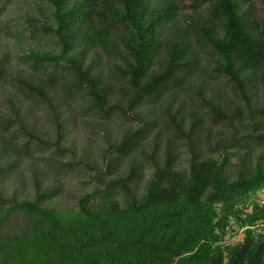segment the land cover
<instances>
[{"label": "trees", "instance_id": "obj_1", "mask_svg": "<svg viewBox=\"0 0 264 264\" xmlns=\"http://www.w3.org/2000/svg\"><path fill=\"white\" fill-rule=\"evenodd\" d=\"M11 1L0 0V264H264V201L245 204L264 188V97L251 92L264 90V9L254 0H21L10 16ZM42 38L52 47L29 46ZM182 92L193 95L185 102ZM33 105L54 143L37 135ZM98 119L123 128L89 166L96 184L74 208L52 205L61 185L48 173L75 174L81 162L59 160L57 143ZM26 157L43 163L30 168L31 197L3 195L6 177L20 190ZM232 228L240 238L226 242Z\"/></svg>", "mask_w": 264, "mask_h": 264}, {"label": "rangeland", "instance_id": "obj_2", "mask_svg": "<svg viewBox=\"0 0 264 264\" xmlns=\"http://www.w3.org/2000/svg\"><path fill=\"white\" fill-rule=\"evenodd\" d=\"M23 1L21 0H12L11 4L7 7L8 13H10V16H12L11 9H19L22 8L20 4ZM258 12H263V5L262 0H254ZM3 42L8 45V48L14 54L15 51V45L14 43L9 39H3ZM29 46L35 49H38L40 51L46 50L49 47L50 43L42 38V39H34L32 41H28ZM94 51H98L102 57V61H105L106 53L105 51L98 47L94 48ZM13 64H15V68H20L21 70H26V65L16 64L15 60L12 59ZM210 79L208 77L204 78V81H209ZM222 90V89H221ZM253 93L252 100L253 101H262L263 100V93L264 90L261 86H258L254 91H251ZM251 93V94H252ZM191 92H182L179 94L178 98L179 100L183 99L186 102V99L189 98ZM193 95V94H192ZM178 100V101H179ZM178 101L173 104V107L175 108L178 104ZM236 101V100H235ZM240 106L243 105V102L240 100L236 101ZM201 109V108H200ZM205 112L206 109H201L200 112ZM30 116L35 121L37 126V135L44 139L45 141H48L50 143L55 142V134L51 130V125L47 121L46 116L43 113V109L40 106H32V109H30ZM237 119L234 118V123H236ZM121 122H123L120 119L115 120H106V119H98L94 125L85 124L82 121H78L76 124H73L68 132V141L67 142H58L57 146L65 149L64 152H60V156L58 159L61 161H73L80 163L76 164L75 172L77 173H71L67 176H54L52 173H48V182L51 181L55 182L58 181V183L61 185V191L60 195L55 198L51 204L63 208H74V205L76 203L77 198L92 190L93 186L96 184L94 180H92V176L94 175V171H92L89 166L92 164H98L101 165V154L102 150L107 146L109 142H113L116 137L118 136L121 128ZM209 123V121H207ZM128 126L134 127L138 123L135 121H131L127 123ZM217 127V126H216ZM216 127H213V129H216ZM218 128V127H217ZM225 129V127H222ZM57 148V147H56ZM184 146H181L178 150L179 157H178V166L180 168H183L186 165V159L187 154L184 150ZM209 149V148H207ZM207 155H215L211 150H206ZM35 164L36 166H43V163L40 160H35L31 158H23L21 161L20 166V174H22L21 178V188L20 190L15 189V181L11 177H6L2 182V193L5 196H9L12 192H15V194L18 196V198H29L32 195L31 192V175H30V168L31 166ZM145 175L143 178V181L141 185L145 183V181L149 177V171H145ZM264 199V188L257 191L255 194L250 195L246 201L245 204H249L251 201L256 200H262ZM240 230L236 228H232L228 231V234L225 237L226 242H235L240 238Z\"/></svg>", "mask_w": 264, "mask_h": 264}, {"label": "built area", "instance_id": "obj_3", "mask_svg": "<svg viewBox=\"0 0 264 264\" xmlns=\"http://www.w3.org/2000/svg\"><path fill=\"white\" fill-rule=\"evenodd\" d=\"M263 201H264V199H262V200H256V202H259L260 204H262Z\"/></svg>", "mask_w": 264, "mask_h": 264}]
</instances>
